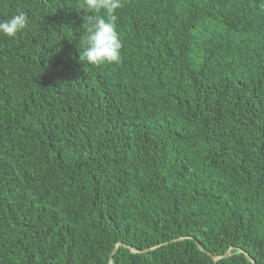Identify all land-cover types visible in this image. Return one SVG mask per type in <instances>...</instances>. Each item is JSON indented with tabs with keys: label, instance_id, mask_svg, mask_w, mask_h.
Returning a JSON list of instances; mask_svg holds the SVG:
<instances>
[{
	"label": "trees",
	"instance_id": "trees-1",
	"mask_svg": "<svg viewBox=\"0 0 264 264\" xmlns=\"http://www.w3.org/2000/svg\"><path fill=\"white\" fill-rule=\"evenodd\" d=\"M80 3L0 0V264H264V0Z\"/></svg>",
	"mask_w": 264,
	"mask_h": 264
},
{
	"label": "clouds",
	"instance_id": "clouds-1",
	"mask_svg": "<svg viewBox=\"0 0 264 264\" xmlns=\"http://www.w3.org/2000/svg\"><path fill=\"white\" fill-rule=\"evenodd\" d=\"M78 7L89 25L79 38V62L92 66L119 64L123 45L117 31L116 11L123 7V0H81ZM27 25L26 14L12 15L0 20V36L14 39Z\"/></svg>",
	"mask_w": 264,
	"mask_h": 264
},
{
	"label": "water",
	"instance_id": "water-1",
	"mask_svg": "<svg viewBox=\"0 0 264 264\" xmlns=\"http://www.w3.org/2000/svg\"><path fill=\"white\" fill-rule=\"evenodd\" d=\"M119 246L128 249V250L130 251V253H136V251L133 250L131 247H129V246H127V245H124V244H121V243H117V244H115L114 249L112 250V253H111L110 257H109L108 264H112V255L114 254V252L116 251L117 247H119ZM197 248H198L199 250H202L198 243H197ZM151 249H153V248H151ZM147 251H148V250H144V251H142V252H147ZM142 252H137V253H142ZM228 253H229V250H228L224 255H222V256H214V255H211V254H208V256H210V258L215 262V261H217V260H219V259L226 258V257L228 256ZM240 253H243L244 256H245V258H246L251 264H254V263H253V260H252V259H251L246 253H244V252H242V251H240Z\"/></svg>",
	"mask_w": 264,
	"mask_h": 264
}]
</instances>
